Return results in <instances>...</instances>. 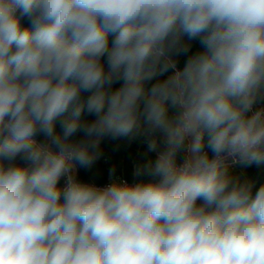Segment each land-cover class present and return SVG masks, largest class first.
<instances>
[{"label":"clouds","instance_id":"obj_1","mask_svg":"<svg viewBox=\"0 0 264 264\" xmlns=\"http://www.w3.org/2000/svg\"><path fill=\"white\" fill-rule=\"evenodd\" d=\"M137 142L133 180L92 173ZM264 0H0V264H264Z\"/></svg>","mask_w":264,"mask_h":264},{"label":"trees","instance_id":"obj_2","mask_svg":"<svg viewBox=\"0 0 264 264\" xmlns=\"http://www.w3.org/2000/svg\"><path fill=\"white\" fill-rule=\"evenodd\" d=\"M104 156L97 163L92 173L84 170L80 171L82 179H90L93 176L97 182L104 184L108 181V169L116 166L117 174L132 182V172L135 162L146 158V148L139 141L127 143L120 141H105L103 144ZM231 171L234 175L242 179H248L254 182V192L262 184H264V166L249 167V168H232Z\"/></svg>","mask_w":264,"mask_h":264},{"label":"built area","instance_id":"obj_3","mask_svg":"<svg viewBox=\"0 0 264 264\" xmlns=\"http://www.w3.org/2000/svg\"><path fill=\"white\" fill-rule=\"evenodd\" d=\"M238 167H240V166H233L232 168H238ZM107 182H108V181H107ZM107 182H106V183H107ZM129 182H131V181H129ZM104 184H105V183H104Z\"/></svg>","mask_w":264,"mask_h":264}]
</instances>
